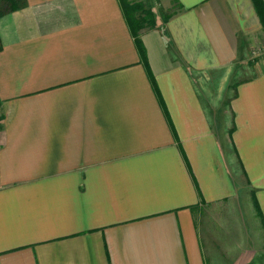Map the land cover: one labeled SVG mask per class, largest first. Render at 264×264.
I'll list each match as a JSON object with an SVG mask.
<instances>
[{"label":"crops","instance_id":"obj_1","mask_svg":"<svg viewBox=\"0 0 264 264\" xmlns=\"http://www.w3.org/2000/svg\"><path fill=\"white\" fill-rule=\"evenodd\" d=\"M158 3L177 11L140 39L163 106L118 0L0 17V264H213L199 221L245 191L264 239V59L228 84L259 16L251 0Z\"/></svg>","mask_w":264,"mask_h":264},{"label":"rangeland","instance_id":"obj_2","mask_svg":"<svg viewBox=\"0 0 264 264\" xmlns=\"http://www.w3.org/2000/svg\"><path fill=\"white\" fill-rule=\"evenodd\" d=\"M141 3L151 13V20H153L154 25L156 21H158L157 23L159 24L164 18L171 16L177 11V7H173L172 11L162 12V8L158 3V0H142ZM171 3L174 4L173 2ZM151 7L153 11L151 10ZM260 40V43L252 49L251 58L253 59L250 58L249 61L245 60L241 62L242 71H238L239 74L237 76L228 77L229 85H231L233 81L238 82L239 80L245 81L250 79L252 75L250 70L251 60L257 62V60L264 59V33L261 35ZM237 68L240 69V67ZM206 78L208 80L206 87L214 92V87L210 89L209 86L211 83V78L207 76ZM221 83H223V78ZM211 86L213 85L211 84ZM221 95L223 96V93ZM226 95L228 97L232 96V90L228 89ZM225 103L226 102H223V105ZM224 106L227 105L225 104ZM226 110L227 108L224 107L220 112L223 113ZM227 117L228 120H230L229 115H227ZM222 118H224L223 115L217 119L218 122L221 121ZM228 126H230L229 122ZM237 173L240 175L238 168ZM248 197L249 195L245 191L243 195L241 194L239 199L225 202L221 205L213 207L211 211H208L210 215L208 214L207 216L206 213L204 214L206 218V224L208 225L207 227L205 224V219L199 221L201 227L205 226L204 230H206V235L210 236L211 234V239L213 242V264H264V239L259 237L257 234V227H255L256 224L254 223L255 221L253 219L254 212L250 207ZM214 231L216 232L215 237L213 236ZM208 239L210 240V237ZM236 242L238 243V246H236ZM241 242L244 243V246L242 245L243 250L242 246L240 245Z\"/></svg>","mask_w":264,"mask_h":264},{"label":"trees","instance_id":"obj_3","mask_svg":"<svg viewBox=\"0 0 264 264\" xmlns=\"http://www.w3.org/2000/svg\"><path fill=\"white\" fill-rule=\"evenodd\" d=\"M256 13L259 16L261 25L264 29V0H251ZM119 6L123 13L125 22L130 30L131 36L133 38L134 45L139 54L140 62L145 68L149 82L157 96V100L161 106H163L160 93L158 91L157 85L155 83L154 77L150 72L149 67L146 63V51L143 43L140 39V31L143 29L154 28V22L151 20V13L146 9L140 1L135 0H118ZM26 5V0H0V17L17 10L22 9ZM170 17V16H169ZM169 17L164 18L163 21L166 22ZM0 41V50H1Z\"/></svg>","mask_w":264,"mask_h":264}]
</instances>
